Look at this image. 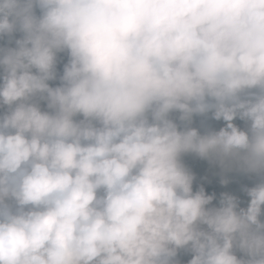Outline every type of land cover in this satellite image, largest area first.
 <instances>
[{
	"label": "clouds",
	"instance_id": "obj_1",
	"mask_svg": "<svg viewBox=\"0 0 264 264\" xmlns=\"http://www.w3.org/2000/svg\"><path fill=\"white\" fill-rule=\"evenodd\" d=\"M0 264H264V0H0Z\"/></svg>",
	"mask_w": 264,
	"mask_h": 264
},
{
	"label": "trees",
	"instance_id": "obj_2",
	"mask_svg": "<svg viewBox=\"0 0 264 264\" xmlns=\"http://www.w3.org/2000/svg\"><path fill=\"white\" fill-rule=\"evenodd\" d=\"M189 163L193 164V167L196 169L197 172H202V170H203L202 164L194 163L191 161V159H189Z\"/></svg>",
	"mask_w": 264,
	"mask_h": 264
}]
</instances>
